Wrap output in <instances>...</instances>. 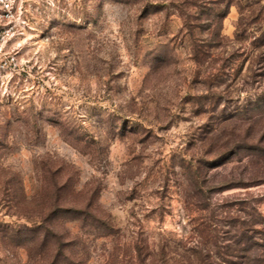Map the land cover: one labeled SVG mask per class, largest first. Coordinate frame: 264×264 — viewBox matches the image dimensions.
<instances>
[{
	"label": "rangeland",
	"instance_id": "obj_1",
	"mask_svg": "<svg viewBox=\"0 0 264 264\" xmlns=\"http://www.w3.org/2000/svg\"><path fill=\"white\" fill-rule=\"evenodd\" d=\"M253 1L243 42L231 5L222 47L204 0H27L5 47L18 66L0 67V264H30L7 236L49 213L57 185L64 207L103 219L57 214L83 264H196V250L228 264L241 221L264 225Z\"/></svg>",
	"mask_w": 264,
	"mask_h": 264
},
{
	"label": "trees",
	"instance_id": "obj_2",
	"mask_svg": "<svg viewBox=\"0 0 264 264\" xmlns=\"http://www.w3.org/2000/svg\"><path fill=\"white\" fill-rule=\"evenodd\" d=\"M206 4H211L213 10V19H216V26L212 31L213 43L225 47L224 37L221 33L222 21L230 11L231 5L235 4L239 8V16L236 22L234 31V38L232 43L243 42L247 31L250 28L251 19L258 17L253 13V0H204ZM251 8L250 14L245 12V7ZM252 18V19H253ZM254 46L253 59L249 65V72L253 74H262L264 71V64L262 60V53L264 51V35L258 36L251 42ZM234 46V44H232ZM245 48V47H244ZM260 69V73L256 71ZM250 74V75H251ZM257 105L264 104V92L253 98ZM55 198L53 207L49 210L47 215L39 217V223L36 225H23L14 229L18 234H9L6 242H11L16 238L24 240L22 245L27 250L28 260L30 264H83V259H76L74 254L69 249L71 240L68 235L59 229L57 223V214L60 212H71L77 214V218L86 220L88 217L94 220H103L93 209L89 203L83 207H64L62 205V191L56 186ZM104 221L109 224L108 221ZM109 226V225H108ZM230 239L225 261L228 264H264V225L258 226L252 220L241 221V226L232 235ZM6 238V237H5ZM196 264H208L205 261L204 255L201 251L196 250ZM7 258H4V264H7ZM166 264H183L180 262H170L166 260Z\"/></svg>",
	"mask_w": 264,
	"mask_h": 264
},
{
	"label": "built area",
	"instance_id": "obj_3",
	"mask_svg": "<svg viewBox=\"0 0 264 264\" xmlns=\"http://www.w3.org/2000/svg\"><path fill=\"white\" fill-rule=\"evenodd\" d=\"M27 0H0V67L14 70L18 66V50H5L9 41L23 33L27 27Z\"/></svg>",
	"mask_w": 264,
	"mask_h": 264
}]
</instances>
